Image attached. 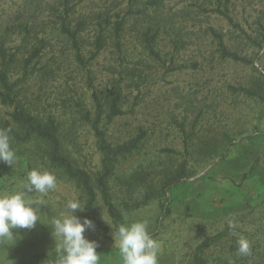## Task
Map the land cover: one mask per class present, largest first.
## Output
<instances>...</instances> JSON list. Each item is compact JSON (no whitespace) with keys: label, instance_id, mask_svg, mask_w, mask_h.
<instances>
[{"label":"rangeland","instance_id":"obj_1","mask_svg":"<svg viewBox=\"0 0 264 264\" xmlns=\"http://www.w3.org/2000/svg\"><path fill=\"white\" fill-rule=\"evenodd\" d=\"M67 11L66 24L83 25L80 43L86 61L103 36V49L86 68L62 30ZM212 30L231 53L249 63L222 58ZM158 31L152 53L146 35ZM176 41L182 43L178 51ZM0 43L17 55V67L42 47L32 64L27 94L41 111L56 117L63 152L78 168L93 177L102 171L103 155L83 113L93 107V91L115 86L123 91L122 107L128 114L103 128L109 142H125L141 130L147 139L140 156L121 160L117 175L143 166L161 179L163 171L174 173L187 163L190 180L170 191L171 214L161 224L162 201L127 210L126 188L115 180L110 184L124 224L148 221L149 232L160 244L158 264H194L196 247L229 229V220L241 231L264 227V0H3ZM18 70L15 77H20ZM184 121L186 144L176 124ZM27 161L8 165L11 172L0 178V194L20 190L33 169L54 173L57 188L44 196L28 193L30 199L44 201L42 223L31 230L14 229V236L22 238L14 245L0 244V264H16L56 249L51 220L70 200L85 205L75 182ZM97 209L110 240L103 241L96 228L84 235L103 245L99 264H122L114 245L116 229L100 197ZM83 211L74 213L81 221ZM229 239L210 250L213 260L226 256Z\"/></svg>","mask_w":264,"mask_h":264},{"label":"trees","instance_id":"obj_2","mask_svg":"<svg viewBox=\"0 0 264 264\" xmlns=\"http://www.w3.org/2000/svg\"><path fill=\"white\" fill-rule=\"evenodd\" d=\"M2 1L0 0V3ZM68 12L63 17L62 30L73 43L78 63L86 68L88 62L96 59L103 49V36L100 35L98 37L96 52L89 61H86L85 56L81 53L80 43L83 25L79 24L72 28L66 24ZM222 16L233 23V19L228 13L224 12ZM121 30L122 24L118 23L116 32L119 34ZM158 33L159 31L155 35H146V42L152 53L155 52L153 44ZM212 34L220 42L222 58L249 63L246 59L239 57L235 53H231L225 47L223 39L218 33L212 30ZM181 47L182 43L176 41V50L178 51ZM42 50V47L35 49L30 53L28 58L24 59L21 66L17 67V55L9 53L5 46L0 43V129H10V144L15 150L18 159L28 158L27 162L29 166L34 162L49 167L61 172L65 177L75 182L77 187L82 190L85 198V209L82 219L87 218L93 221L103 241L110 240V237L108 227L97 218L99 197L116 230L119 225L125 222L124 213L113 201L110 187L113 180L116 181L118 186L126 188L128 200H126L124 207L127 210L146 207L155 200L162 201L161 216L158 220V223L161 224L171 214L170 205L172 198L170 191L190 180L187 175V163H184L174 173L163 171V178L161 179H157L158 176L155 173L152 175L149 172L151 170H147L143 166H140V169H136L130 174L117 175V171L122 165L120 163L121 160L128 157L140 156L147 145V139L146 133L141 130L138 136L125 142L116 144L109 142L107 131L103 128L111 125L117 118L128 114L122 107L123 91L120 87L115 86L101 93L93 91V107L83 113V119L87 121L91 130L95 133L99 150L103 155L102 171L96 177H93L85 170L78 168L63 152L60 125L56 117L41 111L38 102L27 94L26 85L31 76L32 64L40 58ZM16 68L20 69L18 70L20 77H15ZM91 88H93L92 85ZM243 91L247 94H253L246 89H243ZM176 124L184 134L186 144L189 138L186 123L184 121V123L176 122ZM233 145L234 143H232ZM166 152L174 153L171 150H167ZM10 172V167L0 161V178L8 176ZM262 223L264 222L262 221ZM234 231L241 235H233L232 230L227 229L205 239L196 247L193 254V263L229 264L231 260L232 264H264V236H261L264 233V227H257L251 231H241L239 229H235ZM241 236L250 241L252 246L251 256H240L237 254V240ZM229 237L230 241L224 245L227 246L225 248L226 256L215 257V260H213V255H209L210 250ZM102 250L103 245L99 244L96 251L100 253ZM56 259L57 252L54 249L48 253H37L29 260L20 261L16 264H55Z\"/></svg>","mask_w":264,"mask_h":264},{"label":"clouds","instance_id":"obj_3","mask_svg":"<svg viewBox=\"0 0 264 264\" xmlns=\"http://www.w3.org/2000/svg\"><path fill=\"white\" fill-rule=\"evenodd\" d=\"M10 129H0V161L9 166L17 161L15 150L11 147ZM57 188V177L50 171L33 169L27 174V182L14 193L0 194V244H15L22 237L13 234L14 229H34L41 222L40 205L42 199L32 200L28 193L47 195ZM79 199L70 200L58 217L51 220L52 237L56 241L57 259L55 264H99L101 254L96 249L99 244L85 237V231L94 230L90 219L81 221L74 213L83 211ZM105 221V220H104ZM44 224V223H43ZM108 224V223H107ZM238 224L228 221V228L236 235ZM147 220L121 224L113 233L114 245L118 247L122 264H158L160 244L148 230ZM237 254L251 256L252 246L247 238L237 240ZM232 264V261H229Z\"/></svg>","mask_w":264,"mask_h":264}]
</instances>
